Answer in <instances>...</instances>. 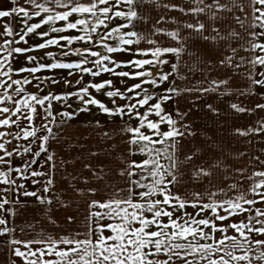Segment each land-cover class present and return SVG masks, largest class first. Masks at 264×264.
Segmentation results:
<instances>
[{"label": "snow or ice", "instance_id": "snow-or-ice-1", "mask_svg": "<svg viewBox=\"0 0 264 264\" xmlns=\"http://www.w3.org/2000/svg\"><path fill=\"white\" fill-rule=\"evenodd\" d=\"M14 17L23 18L21 32L10 22ZM34 17L39 22L30 23ZM57 21L63 24L52 26ZM166 24L175 27L168 30ZM42 25L50 30L38 31ZM69 30L79 34L63 35ZM31 34L43 42L28 46ZM161 37L173 46L162 44ZM0 38V245H6L5 264H264V147L241 151L235 159L221 158V152L210 160L199 149L186 153L182 141L196 135L184 123L188 113L177 109V119L165 107L185 92L209 91L178 87L173 77L187 78L179 72L185 54L195 61L189 72L200 71L197 65L231 69L228 78L212 80L213 91L227 87L243 67L246 88L237 94L264 99V0H24L0 10ZM74 42H83V48L71 47ZM141 42L147 47H139ZM49 46L80 59L44 64L30 55ZM122 52L143 58L117 61L111 55ZM19 56L25 66L16 67ZM168 56L176 59L171 70L154 72L170 63ZM122 67L135 70L118 71ZM45 69H66L69 77L79 73V87L41 94L45 83H60L36 75ZM102 73L121 78L124 87L111 79L82 83L85 74ZM124 78L139 82L128 85ZM34 81L35 91H29L25 86ZM63 83L71 88L73 81ZM93 89L110 98L111 106L92 95ZM71 98L80 101L78 109L71 110ZM54 102L63 103L64 110L54 111ZM90 106L124 121L101 132L105 140L117 138L105 155L118 152L119 158L98 169L85 165L108 195L87 202L83 229L57 237L43 231L30 239L16 237L15 217L26 206L22 198H34L48 206L46 215L51 212L57 168L51 145L67 121ZM230 107L242 114L264 113V103ZM235 132L251 136L249 144L259 136L264 145V116ZM97 191L88 189L91 195ZM66 221L75 223L72 216Z\"/></svg>", "mask_w": 264, "mask_h": 264}, {"label": "crops", "instance_id": "crops-1", "mask_svg": "<svg viewBox=\"0 0 264 264\" xmlns=\"http://www.w3.org/2000/svg\"><path fill=\"white\" fill-rule=\"evenodd\" d=\"M43 2V0H41ZM80 2H86V0H80ZM24 4V0H16V3L13 0H0V10H9L11 7L19 6ZM43 15V14H42ZM77 18H80L77 15ZM22 17H14L10 19V22L15 31L21 32L23 30L21 26ZM38 17H34L32 22H39ZM63 24L61 21H57L55 23V27H59ZM115 26V25H113ZM49 25H42L41 29L38 31H49ZM102 31V30H101ZM75 30H69L63 35H77ZM51 36H59V33H50ZM28 46H33L38 43H42L43 40L35 35L31 34L28 38ZM2 40V38H0ZM113 46L116 45V41H109ZM24 46V45H20ZM83 42H74L71 46L73 48H83ZM94 50H99L104 52L103 48L96 46ZM47 52H52L54 55L49 57L46 55ZM30 55H34L38 58V63H51L54 61L59 62H78L80 57L75 55H70L68 57H64L61 54V49L57 46H49L47 49H38L30 53ZM113 55L114 59L117 61H127L133 58H143V57H134L130 52H122L115 53ZM170 63L168 65H159L157 67L152 68L154 72L157 74L161 72H168L171 70V63H175V58L172 56L166 57ZM26 61L23 56H19L17 58L16 67L25 66ZM30 66V65H28ZM91 67L92 65H88ZM135 69H131L129 67H122L118 69V71H134ZM264 71V68L260 69ZM253 74H255V69L252 70ZM27 75V74H25ZM39 77H49L54 78L60 83L51 85L45 83L43 86V92L41 94L47 93L49 91L62 94L66 91H74L79 85L75 84V80L79 79V73L76 75L69 77L68 70L66 69H45L41 70L36 74ZM31 78V77H30ZM174 78V77H173ZM70 79L73 81L72 87L67 88L63 83L64 80ZM111 79L117 87L123 88L124 84H121V78L112 76L108 73H102L99 77H92L90 75L85 74L84 79L82 81L83 84H88L89 82L97 83L103 80ZM128 85L139 82L137 80H132L129 78H124ZM29 91H35V81L32 86H25ZM164 87H168V84L162 86L160 91H163ZM92 95H94L97 99L101 100L108 106L110 104V98L104 96L102 92H96L94 89L90 90ZM254 91V90H253ZM254 97H260L258 95H254ZM254 100L249 97L244 96H233V95H205V94H182L180 97L174 98L173 101L165 105V107L173 113L174 118L179 119L176 116L177 109L179 112H187L188 115L184 119V123L190 125V128L193 132L196 133L194 137L185 138L182 141L183 151L186 152L187 149L192 148V152L199 149L201 153H207L208 158L214 159L215 156L219 155L221 152L224 154L221 158H231L235 159L237 157V153L241 151L251 150L255 147V140L252 144L247 143L248 140H251L252 137H243L236 134L235 130L237 128L244 129L247 126L253 124L255 122V115L249 113H237L235 110L231 109L230 105L232 103L240 104L244 107L251 108L254 105ZM72 105L71 110L78 109L80 105V101L77 98H71L67 101ZM207 105H211L213 108L217 109V112H212L209 110ZM54 111L60 112L64 110V104L54 102L53 105ZM97 121L100 122V127H97ZM124 121L119 117H109L106 114L97 110L96 106H90V110L86 112H78L76 117L72 120L67 121V123L63 126L64 129H79V135L81 137V145L82 142L86 146H94L95 148H100V151L105 155V152H111L112 146L117 144V138L113 137L112 140H105L101 135L102 131H108L111 128L115 127L118 124H123ZM122 144V142H120ZM105 146V147H103ZM211 149V151H209ZM51 151L53 152V147L51 145ZM119 153L117 152L115 157L108 156L107 159L103 158L102 164H108L110 159H118ZM204 159V155L194 161V163L199 164L200 161ZM56 177V172L54 173ZM100 182L97 180L90 181L87 184L82 185L86 187H97L98 191L95 195L89 194V198L81 195L72 205L68 204L66 206L61 207L62 212L59 214V210L55 213L53 209L55 207L51 206V212L46 215L45 209L48 207L46 205H40L34 198H22L25 201L26 206L22 205L19 214L15 217V224L18 226L15 236L23 239H30L36 237L38 233L41 231L47 233L48 235L53 236L58 232H71L77 229H83L84 227V217L87 215L88 208L87 202L92 199H100L101 197H106L108 195L107 192L100 191L98 185ZM105 183H116V181H105ZM31 190V189H30ZM87 193V192H86ZM47 195V194H46ZM88 195V194H86ZM51 197L53 198V192L51 193ZM192 211V209H189ZM48 216L51 217V222L48 219ZM68 216H72L75 220V223L69 224L66 221ZM31 225L32 227H28ZM20 228H25V232H21ZM7 259L6 245H0V264H5V260Z\"/></svg>", "mask_w": 264, "mask_h": 264}, {"label": "rangeland", "instance_id": "rangeland-1", "mask_svg": "<svg viewBox=\"0 0 264 264\" xmlns=\"http://www.w3.org/2000/svg\"><path fill=\"white\" fill-rule=\"evenodd\" d=\"M170 15H177L176 13H171ZM164 27L168 30L174 28L175 25H172L171 28L168 24L164 25ZM162 44L166 46H173V42L168 41L161 37ZM139 47L144 48L147 45L144 42H141ZM189 51H196L195 48L189 49ZM241 55H245V53H241ZM183 63L180 65L182 69V73L180 75H184L187 77L184 80H179L177 77V85L180 88H195V87H204L208 88L211 91L212 88L216 87L212 84V82H207L209 78H214V80L225 79L229 77L231 73V69H226L222 67H213L211 69L203 68L200 65V71L193 70L192 72L188 71V67L193 64L195 61L192 57L187 54L182 56ZM176 63V59H175ZM241 74V75H240ZM240 74H233L229 80V84L227 87L221 85L216 88V91H229L234 89L237 85L238 78H241L242 84L246 86V81L243 76V67L241 69ZM214 75V76H213ZM205 76H210L208 79ZM246 88V87H245ZM195 93V92H185L184 95ZM256 103H264V99L256 100ZM258 117L264 116V113L257 112ZM188 138V137H186ZM81 137L79 135V129H64L62 128L57 141L52 143L53 152L56 155L57 168L55 170V184L53 189V204L55 207L53 212L55 213L59 210V214L62 212L61 207L65 205H72L81 195L89 197L88 189L92 187H86L83 184H87L90 181H94L95 179L92 176V173L88 168H85V165H91L93 168H99L102 165L103 158L107 159L108 156L104 155L100 148H95L94 146H86L80 143ZM105 147V146H103ZM264 147V145H263ZM192 148L187 149L186 153H191ZM92 153H97L96 156H93ZM65 161L63 166H60V162ZM76 189L82 190V192L76 191ZM87 192V193H86ZM88 194V195H86ZM59 199L60 203L56 202V199ZM67 232H56L53 233V237L66 235Z\"/></svg>", "mask_w": 264, "mask_h": 264}, {"label": "trees", "instance_id": "trees-1", "mask_svg": "<svg viewBox=\"0 0 264 264\" xmlns=\"http://www.w3.org/2000/svg\"><path fill=\"white\" fill-rule=\"evenodd\" d=\"M179 72H181L182 73V69L181 68H179ZM241 75V74H240ZM214 76V75H213ZM210 76H205V78L206 79H208ZM212 80H214V78H209L208 80H206L207 82H212ZM245 87L246 86H244L243 84H242V81H241V78H238V81H237V85L234 87V89H232V90H229V91H213L212 89H211V91H208V92H206V93H199L200 95H202V94H205V95H222V94H226V95H233V96H240V95H238L237 94V92H238V90H244L245 89ZM215 88V87H214ZM195 95H197L198 93H194ZM250 99H253L254 101V104L256 103V100H258V99H262L261 97H254V96H252V97H249ZM252 107V106H251ZM255 115V121L258 119V114L256 113V114H254ZM262 138L261 137H256L255 138V148H260V147H263V145L261 144V143H259V141L261 140Z\"/></svg>", "mask_w": 264, "mask_h": 264}]
</instances>
